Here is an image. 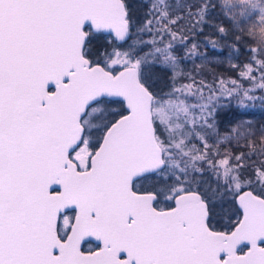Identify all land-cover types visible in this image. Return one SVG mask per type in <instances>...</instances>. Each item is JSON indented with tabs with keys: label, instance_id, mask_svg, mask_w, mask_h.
Instances as JSON below:
<instances>
[{
	"label": "snow or ice",
	"instance_id": "1",
	"mask_svg": "<svg viewBox=\"0 0 264 264\" xmlns=\"http://www.w3.org/2000/svg\"><path fill=\"white\" fill-rule=\"evenodd\" d=\"M257 111L264 0H0V264H264Z\"/></svg>",
	"mask_w": 264,
	"mask_h": 264
},
{
	"label": "trees",
	"instance_id": "2",
	"mask_svg": "<svg viewBox=\"0 0 264 264\" xmlns=\"http://www.w3.org/2000/svg\"><path fill=\"white\" fill-rule=\"evenodd\" d=\"M218 70H223V69H218ZM252 118L255 119V120H261V119H264V114L259 113L257 111V114L254 117H252Z\"/></svg>",
	"mask_w": 264,
	"mask_h": 264
}]
</instances>
